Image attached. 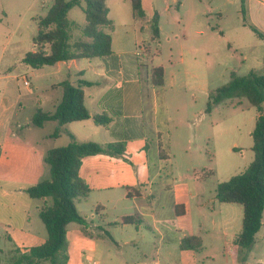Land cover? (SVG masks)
Here are the masks:
<instances>
[{
    "label": "rangeland",
    "instance_id": "1",
    "mask_svg": "<svg viewBox=\"0 0 264 264\" xmlns=\"http://www.w3.org/2000/svg\"><path fill=\"white\" fill-rule=\"evenodd\" d=\"M52 1L0 0V18L2 11L7 15L1 21L0 41L7 43L8 53L28 50L32 37L38 31V18L46 14ZM141 4L145 20L158 13L160 34L157 51L150 42L149 30L132 34L130 30L125 32L115 26L119 22L132 24L128 0L107 2L106 7L113 18V26L107 31L109 34L115 32L111 36L116 48L123 47L130 54L137 52L139 70L146 65L149 78L152 67H161L163 71L164 83L156 89L166 95L168 119L161 128L164 130L163 150L167 157L156 164L160 175L155 180V205H151L150 200L139 201L144 211L152 206L161 220L156 226L163 235L160 238L154 231L153 219L140 216L142 236L131 244L109 242L103 246L115 252L119 260L127 262L151 256L158 250L161 264H264V211L253 244L241 249L236 245V237L241 229L242 207L220 203L215 198L217 184L240 173L253 158L249 130L256 110L240 98L231 102L226 100L214 105L209 113L205 112L209 94L226 85L231 72L237 76L246 75L251 70L262 72L264 42H259L255 34L243 25L241 6L234 0H141ZM75 14H80L77 7L70 13ZM139 21L144 24L141 18ZM99 61V58L93 59V63ZM18 69L16 64L12 67L14 71ZM46 69H34L33 75H24L35 94L26 95L24 90L21 91L19 115L11 126V130H15L18 118L23 125L20 135L39 143L37 150L46 143L43 142L44 134L52 132V128L49 124L39 129L28 123L26 118L37 109H46L38 103L44 104L48 95H60V90H50V84L57 77L41 76ZM100 69H105V63ZM143 72H140L141 77ZM10 138L8 136V143L13 140ZM60 139L68 140L65 135ZM8 162H2L0 176L13 180L17 173L10 169ZM174 205L184 211L178 226L184 228L186 236L200 238L201 247L197 251L181 250L175 245L176 238L183 232L176 230L174 221L166 220L167 216L173 215L169 208ZM81 207L86 206L81 204ZM91 214L95 216L94 212ZM2 217L5 218L6 214L3 213ZM218 218L226 222L224 233L213 228V221L217 224ZM35 221L42 224L38 218ZM36 243L37 239H33L24 245L14 244L0 230V264H12V257L18 256L13 251L16 246L21 248L30 244L32 247Z\"/></svg>",
    "mask_w": 264,
    "mask_h": 264
},
{
    "label": "crops",
    "instance_id": "2",
    "mask_svg": "<svg viewBox=\"0 0 264 264\" xmlns=\"http://www.w3.org/2000/svg\"><path fill=\"white\" fill-rule=\"evenodd\" d=\"M107 2L109 0L105 1V6ZM234 2L243 5L245 20L264 35V0H234ZM72 9L67 13L68 20L73 23L70 29V42L83 38L81 27L85 23L80 8H78L80 14L75 15H70ZM1 16L0 35L2 18L7 15L2 11ZM107 18L110 24L102 30L109 34L107 30L112 28L113 18L108 9ZM129 18L132 20L131 25L119 22L115 26L125 32L130 30L132 34L149 30V20H145L144 16L141 18L144 24L139 21L140 18L133 15L132 11ZM158 27L160 34V26ZM112 33L115 32L109 34L111 50L115 55L113 58L105 61L100 59L99 63H93L94 58H82L40 67L47 68L41 76L57 77L50 84V90L55 92L60 90V95L54 97L48 95L44 104L38 103L40 107L44 105L46 109H37L52 113L62 95L59 84L66 80L76 85L80 80H85L93 83L91 86L82 87L85 108L90 116L105 114L110 118L109 123L105 127L96 125L91 118L70 122L63 125L59 134L55 136L56 122L47 121L37 128L42 129L50 124L52 132L44 134L43 142L46 143L38 150L36 145L39 143L26 140L20 135L23 125L18 118L15 120V130H11L16 115H19L21 91L24 90L26 95L35 94L29 82L28 87L21 82L24 75L26 76L27 73L33 75V70L38 69L21 62L26 52L35 50L32 39L28 50L20 53L15 50L8 53L7 43L0 41V166L3 161H9L10 169L17 173V177L13 180H5L9 177L0 176V230L6 234V239L14 244L24 245L23 243L37 239L36 246H38L46 239L43 223L38 225L36 223L38 221H35L36 218L39 219L38 210L44 201L29 199L24 189L48 178L49 169L44 162L47 150L68 144L69 134L77 142H95L101 145L119 143L122 144V151L103 152L84 157L81 161L78 174L87 184L89 192L85 198H76L75 206L78 214L86 218V227L84 229L77 223L67 225L66 264H161L158 250L151 256H143L127 262L119 260L115 252L103 246L109 242L131 244L142 236L140 216L153 219V229L162 238L163 234L156 226L161 220L156 216L152 206L144 211L139 206V201L150 200L151 205H155L153 202L157 185L155 180L160 175L156 171V164L160 163L161 158L167 157L163 150L164 130L161 128L168 119L165 92L156 89L160 86L151 84L149 68L146 65L141 69L144 71V76H140L137 52L130 54L125 52L123 47L116 48ZM258 40L264 42V39L258 38ZM261 55L263 65L264 53ZM154 57L158 58V56ZM102 62L105 63V69H100L104 64ZM15 64L19 69L14 71L12 67ZM48 106L50 110L47 109ZM257 115L256 112L255 119ZM31 117L26 118L30 124H32ZM255 119L249 134L254 127ZM26 127L29 128V125ZM62 135L67 136L66 142L60 139ZM8 136L13 139L11 143L7 142ZM233 145L237 148L236 144ZM81 204L86 207H81ZM177 208L178 205L169 208V213L173 212V215L167 216L166 220L172 223L174 221L176 230L183 232L182 236L176 238L175 245L179 247L186 232L183 227L178 226V220L182 218L184 211L180 207L178 210ZM92 212L95 216L91 214ZM110 212L114 214H108ZM3 213L6 214L5 218L2 217ZM31 213H34L32 217ZM134 215L138 224L118 223L121 217H134ZM213 228L217 229L218 233H224L226 222L218 218L217 224L213 221ZM30 247L29 244L21 248L16 246L13 249L25 252Z\"/></svg>",
    "mask_w": 264,
    "mask_h": 264
},
{
    "label": "trees",
    "instance_id": "3",
    "mask_svg": "<svg viewBox=\"0 0 264 264\" xmlns=\"http://www.w3.org/2000/svg\"><path fill=\"white\" fill-rule=\"evenodd\" d=\"M106 0H53L46 14L38 18V31L32 38L34 51L24 54L21 62L31 68L51 66L57 62L77 59L113 58L110 35L102 29L110 24L107 18ZM133 15L142 18L144 11L141 0H129ZM78 7L84 15L85 23L81 27L82 39L70 42V29L73 26L67 18L70 9ZM243 24L258 38L264 35L250 25L244 17L241 4ZM159 16L155 12L149 20L150 42L157 46L159 42ZM137 59V58H136ZM151 84H163L161 67H152ZM92 82L80 80L76 85L69 81L59 84L62 95L52 113L36 110L31 117L32 125L41 127L47 121H55L54 135L67 123L92 119L96 125L107 126L110 118L105 114L90 116L83 102V86ZM244 98L258 113L254 127L249 136L252 140V161L240 173L216 186L215 198L220 203L239 204L242 207L241 229L236 237V245L247 249L253 244L255 235L262 224L264 211V59L262 72L254 70L246 75L230 74V81L209 94L205 109L209 113L214 105ZM70 141L64 146L53 147L45 153L44 162L48 166V178L24 189L29 199L44 201L38 210V217L46 229V239L38 246L28 248L25 252L13 249L18 256L12 257V264H66V227L77 223L84 229L86 218L78 214L76 198H85L89 192L87 184L78 174L84 157L99 153H117L122 151V144L101 145L95 142H77L69 134ZM137 218L121 217L120 224H136ZM138 224V223H137ZM201 247L198 236L183 237L179 244L181 250L197 251Z\"/></svg>",
    "mask_w": 264,
    "mask_h": 264
},
{
    "label": "built area",
    "instance_id": "4",
    "mask_svg": "<svg viewBox=\"0 0 264 264\" xmlns=\"http://www.w3.org/2000/svg\"><path fill=\"white\" fill-rule=\"evenodd\" d=\"M23 85H24V86H26V87H28V86H29V83H28V81H27V79H26V78H24V79H23Z\"/></svg>",
    "mask_w": 264,
    "mask_h": 264
}]
</instances>
